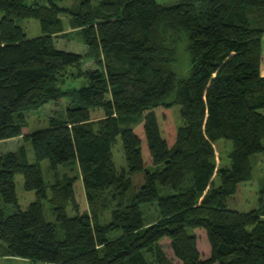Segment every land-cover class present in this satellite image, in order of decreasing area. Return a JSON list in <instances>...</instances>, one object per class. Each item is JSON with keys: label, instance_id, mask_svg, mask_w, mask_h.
<instances>
[{"label": "trees", "instance_id": "16d2710c", "mask_svg": "<svg viewBox=\"0 0 264 264\" xmlns=\"http://www.w3.org/2000/svg\"><path fill=\"white\" fill-rule=\"evenodd\" d=\"M58 1L0 0V142L21 137L35 156L29 163L23 146L0 154V257L33 264H264V184L254 210L239 212L227 202L252 180L250 157L264 153V0H80L72 7ZM62 15L78 30L84 55L55 46ZM27 18L39 21L41 35L28 37L16 23ZM179 42L185 76L167 56ZM87 58L97 69L81 70ZM69 68L77 71L68 75ZM68 80L82 85L63 89ZM63 100L65 111L46 129L28 130L26 112ZM93 110L104 117L92 121ZM117 138L127 170L113 162ZM219 141L231 145L225 168L215 161ZM142 171V186L130 194V176ZM17 175L35 193L25 210ZM79 178L87 205L102 201L110 210L107 222L95 210L80 212ZM158 186L172 193L160 197ZM43 202L56 223L45 220ZM154 202L158 216L145 225L141 206Z\"/></svg>", "mask_w": 264, "mask_h": 264}, {"label": "rangeland", "instance_id": "374dc122", "mask_svg": "<svg viewBox=\"0 0 264 264\" xmlns=\"http://www.w3.org/2000/svg\"><path fill=\"white\" fill-rule=\"evenodd\" d=\"M80 0H62L58 1L60 6L63 7H72L76 5ZM93 3H96L98 0H91ZM159 3L164 5H172L175 4L178 0H157ZM29 3H43L44 0H28ZM0 13V17H1ZM61 19L64 24V29L53 35L55 46L58 49L63 51L77 53L80 55H84L86 53V46L84 45L78 30L72 28L68 25V18L65 15L61 16ZM16 23L23 27L28 37H35L42 34V30L39 24V21L35 18H27V19H17ZM171 52L167 53L169 58V64L171 69L178 76H185L188 73V60L187 56L183 50L182 44L174 43L170 45ZM97 69V66L91 59H84L83 64L81 66V70H94ZM77 69L69 68L67 69V74L75 73ZM82 83L78 80L70 81L68 80L63 86L64 88H80ZM69 102L67 100H63L59 103L50 101L43 107L26 112L25 118L28 125V130L30 132H36L42 129H46L48 126V119L54 115H59L63 113L67 107ZM179 107L175 106L172 112L173 124L179 126L181 125L180 119L178 117ZM158 116V114H157ZM91 120L98 121L102 117H104V113L101 110H93L91 112ZM20 146H23L26 149L27 157L29 163H35V156L32 151L31 143L25 142L21 137L4 140L0 142V154L6 152L16 151ZM215 151V161L217 168H225L229 165L228 162V154L230 152L231 145L225 141H219L214 144ZM113 153V162L117 169L127 170L126 163L124 160L121 141L120 138L116 139V144L112 149ZM250 165L252 168V180L249 182L241 183L238 187L237 193L232 196L227 202L229 207L233 210L239 212H249L258 207V192L264 184V153H258L250 157ZM41 172L43 175V179L45 183L51 181L50 175V165L47 160H43L40 163ZM58 170L61 172L63 167H58ZM77 174L72 172L71 175ZM132 185L130 194L136 193L139 188L142 186L144 182V172H137L130 176ZM217 183V180L215 179ZM15 186H16V194L18 198V204L22 210H25L27 206L35 200V193L33 191H25L23 188V177L21 175L15 176ZM172 193L169 188H162L158 186V194L160 197H164L168 194ZM74 194L75 200L79 204L80 212H87L89 214L92 213L93 210L97 212L98 217L102 222H107L110 214V210H106L102 208L99 203L93 207H89L87 205L83 183L79 178L74 184ZM43 210L44 217L47 222H55V218L52 213V207L48 202H43ZM141 212L143 215L144 224L148 225L152 223L158 216V205L157 202L153 204H145L141 206ZM66 213L69 217L75 216V213L71 210L70 207L66 209ZM157 214V215H156ZM110 221V220H109ZM60 234L57 233V239H62V231ZM119 235V233H117ZM112 237V236H111ZM201 239V238H200ZM201 244V243H200ZM167 248V246H164ZM204 245L200 250H203ZM205 250V249H204ZM203 250V251H204ZM202 251V252H203ZM0 264H33L27 260L19 259V258H4L0 257Z\"/></svg>", "mask_w": 264, "mask_h": 264}, {"label": "crops", "instance_id": "0c3cea01", "mask_svg": "<svg viewBox=\"0 0 264 264\" xmlns=\"http://www.w3.org/2000/svg\"><path fill=\"white\" fill-rule=\"evenodd\" d=\"M260 74L264 77V34L261 39V64H260Z\"/></svg>", "mask_w": 264, "mask_h": 264}]
</instances>
